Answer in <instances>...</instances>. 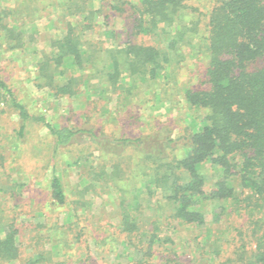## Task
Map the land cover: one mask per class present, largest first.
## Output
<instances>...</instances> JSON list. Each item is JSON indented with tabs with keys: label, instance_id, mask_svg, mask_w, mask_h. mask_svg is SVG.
Listing matches in <instances>:
<instances>
[{
	"label": "trees",
	"instance_id": "obj_1",
	"mask_svg": "<svg viewBox=\"0 0 264 264\" xmlns=\"http://www.w3.org/2000/svg\"><path fill=\"white\" fill-rule=\"evenodd\" d=\"M86 2L66 0L64 15L82 18L67 22L51 50L40 53L37 87L56 96L75 94L81 77L68 75L65 66L72 64L80 76L97 80L101 91L118 92L132 124L143 123L137 96L150 92L155 102H165V87L177 82L173 65L185 58L186 47L203 62L198 85L182 91L190 120L178 134L160 122L118 135L101 127L58 125L31 114L0 76V103L19 119L12 131L16 148L26 142L29 124L37 123L52 138L54 155L78 147L83 138L100 153L96 164L85 155L73 162L92 164L74 222L60 227L64 233L56 225L39 230L42 225L28 237L17 217L4 218L0 210V264H54L53 255L62 259L58 264H89V248L75 258L71 252L81 249L85 235L78 206L96 185L119 191L114 233L102 236L107 229L101 226L97 235L89 233L95 245L101 237L114 239L115 255L106 264H120L128 250L133 253H126V264H264V0H114L110 8L123 13L127 4L133 20L130 38L112 48L83 38V31L95 27V11ZM0 23L8 50L23 49L22 31L2 24V18ZM141 35L152 42L132 41ZM5 167L0 151V168ZM13 191L11 182L0 186V193ZM48 193L55 205L66 203L55 169ZM143 193L150 203L139 201ZM181 227L191 233L184 240L188 252L177 246Z\"/></svg>",
	"mask_w": 264,
	"mask_h": 264
},
{
	"label": "rangeland",
	"instance_id": "obj_2",
	"mask_svg": "<svg viewBox=\"0 0 264 264\" xmlns=\"http://www.w3.org/2000/svg\"><path fill=\"white\" fill-rule=\"evenodd\" d=\"M127 1L136 3V0ZM65 2L66 0H0L2 24L21 30L25 44L23 49L8 50L9 45L0 27V76L15 91L29 112L37 116L43 115L54 124L77 128L101 127L114 135L121 134L124 129L138 134L145 129L148 122L168 124L174 134H178L183 125L190 120L183 98L184 89L198 85V74L203 65L201 59L194 57L193 51L186 47L185 58L179 64L173 65L177 82H170L165 87L166 92L162 95L165 102L162 103L161 100L155 102L150 92L137 96L138 101L142 103L139 112L143 123L132 124L127 112L119 104L118 92L109 89L107 92L101 91L102 86L98 87L97 80L88 81L86 74L80 76L81 72L72 64L68 63V66H65L68 75L81 77L75 94L56 96L50 89L37 87L36 63L40 53L51 50V41L65 32L67 22L74 23L82 18L65 16ZM86 3L87 7L95 11L93 19L95 27L94 30L83 31L84 39L95 40L102 47L112 48L123 45L130 38L128 32L133 17L127 4L124 5L123 13H118L110 8L114 0H87ZM132 41L151 43L152 39L141 35L132 38ZM103 88L106 90L108 86L103 85ZM0 107V110H4V113L0 114L2 148L0 151L6 166L0 168V186L8 187L11 182L14 189L11 195L0 193V210L3 211L4 218L17 217V225L26 231L28 237L33 235L31 230H34V227L42 225L45 226L39 230L46 231L56 225L57 231L64 233L65 229L60 227L65 226L67 222H74L73 210L77 206L76 200L80 198L79 191L86 184L85 178L92 164L75 165L73 162L79 156L85 155V160L89 158V162L93 161L96 164L100 153L90 141L83 138L80 139L78 147L61 148L54 155L52 138L37 123L29 124L26 142L16 148L12 144L14 140L12 131L18 126V116L2 103ZM102 157L104 156H100ZM54 169L62 181L66 194V203L61 206L55 205L49 199V181ZM8 172L10 177L7 176ZM209 184L206 186L207 190L210 188ZM118 196L119 191L113 187L102 188L100 185H96L95 190L90 189L85 194V204L78 206L79 226L85 229V235L81 237V249L72 250L73 258L80 252H87L86 249L89 248V264H106V261L113 260L116 246L114 239L109 237L102 240L101 237L102 244L95 245L89 236L97 235L98 230H94L100 226L107 229L106 233H101L102 236L114 233L118 224L114 203ZM139 201L144 204L150 203L144 193L140 194ZM41 213L45 215L42 216ZM190 234L183 227L179 229L176 237L179 240L177 245L179 250L185 252L190 250L185 243ZM58 236L57 233L55 238ZM45 246L51 249L49 242ZM117 250L120 253L122 247ZM126 253L131 254L133 251L122 252L118 259L120 264H126ZM59 258L53 255L54 264L62 260Z\"/></svg>",
	"mask_w": 264,
	"mask_h": 264
}]
</instances>
